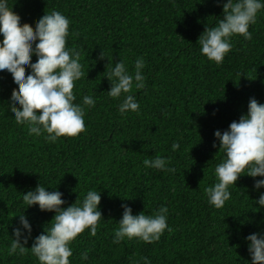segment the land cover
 <instances>
[{
	"label": "trees",
	"instance_id": "trees-1",
	"mask_svg": "<svg viewBox=\"0 0 264 264\" xmlns=\"http://www.w3.org/2000/svg\"><path fill=\"white\" fill-rule=\"evenodd\" d=\"M9 2L21 24L33 31L52 10L69 18L66 46L80 53L86 74L73 90L75 102L94 89L98 96L95 108L87 110L86 131L51 144L28 136L27 127L15 123L8 110L15 87L7 72H0V264H38L30 251L19 256L9 255L8 249L13 227L27 207L22 195L39 184L60 191L63 207L89 189L101 192L104 220L95 237L85 230L72 243V264H137L140 257L151 264H250L244 238L264 232V210L251 202L259 196L252 190L253 179L240 177L221 209L208 205L204 189L215 182L222 155L214 132L245 115L250 98L264 103V10L249 28L252 39L234 37L233 50L217 66L200 54L197 41L205 27L222 18L218 0ZM101 52L104 60L98 59ZM141 56L146 87L129 93L140 111L122 117L118 101L106 95L110 84L104 76L119 59L131 70ZM173 142L180 144L175 152ZM156 156L170 157L176 172L145 167L144 161ZM121 204L134 215H152L166 206L171 232L153 244L133 239L113 245ZM24 215L34 239L54 213L33 206ZM31 246L30 239L25 247ZM85 249L89 259L82 262Z\"/></svg>",
	"mask_w": 264,
	"mask_h": 264
},
{
	"label": "clouds",
	"instance_id": "clouds-1",
	"mask_svg": "<svg viewBox=\"0 0 264 264\" xmlns=\"http://www.w3.org/2000/svg\"><path fill=\"white\" fill-rule=\"evenodd\" d=\"M217 6L222 8V18L214 26L205 27L197 42L200 54L220 66L233 50L234 37L252 39L249 28L257 23L258 14L264 10V0H218ZM70 23L62 12L52 10L38 20L33 31L30 25L21 24V17L13 11L9 0H0V72H7L15 87L8 110L18 126L27 127L28 136L51 144L86 131L87 110L95 108L98 96L94 89L92 95H83L80 103L75 102L73 90L77 81L86 79V74L80 53L66 46ZM33 57L35 62H32ZM98 59H105L102 52ZM112 65L104 76L110 84L106 95L118 101V113L122 117L128 113L138 114L140 104L129 93L133 88L146 87L145 59L136 58L131 70L120 59ZM213 135L222 155L214 168L215 182L204 189L208 205L223 208L232 199L230 189L240 177L247 176L253 179L252 190L259 192L258 199L251 202L258 206V211L264 210V191H260L264 189V103L250 98L247 113L230 123L227 130H216ZM213 147L217 144L213 143ZM179 149L180 144L173 142L171 150ZM171 164L170 157L156 156L144 161L147 168L174 174L176 168ZM47 189L39 184L35 190L22 195L27 207L13 227L8 254L24 256L30 251L38 264H72V243L85 230L95 237L104 220L99 209L101 192L89 189L82 199L77 198L70 206L63 207L66 204L63 194L56 188ZM33 206L41 212L54 213L50 223L34 239L32 225L24 215L25 210ZM121 208L122 216L111 241L113 245L133 239L153 244L166 230H172L166 206L152 215L144 211L134 215L127 204H121ZM30 239L32 246L27 248L25 245ZM244 239L250 264H264V232L251 233ZM89 251L85 249L80 253V261H88ZM137 264H151V260L140 257Z\"/></svg>",
	"mask_w": 264,
	"mask_h": 264
}]
</instances>
